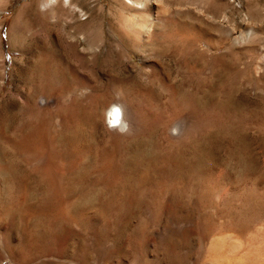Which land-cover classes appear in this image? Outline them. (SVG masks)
Returning <instances> with one entry per match:
<instances>
[{
  "label": "rangeland",
  "instance_id": "374dc122",
  "mask_svg": "<svg viewBox=\"0 0 264 264\" xmlns=\"http://www.w3.org/2000/svg\"><path fill=\"white\" fill-rule=\"evenodd\" d=\"M46 1L0 0V264H264V0Z\"/></svg>",
  "mask_w": 264,
  "mask_h": 264
},
{
  "label": "bare ground",
  "instance_id": "6f19581e",
  "mask_svg": "<svg viewBox=\"0 0 264 264\" xmlns=\"http://www.w3.org/2000/svg\"><path fill=\"white\" fill-rule=\"evenodd\" d=\"M55 0H47L44 3V6L46 7V5L50 6L52 5V3H54ZM135 3H138L139 6L137 7V11L139 13H144L146 16L148 17H152L154 14L159 13V12H163V7L157 6V8H153L154 6H152L151 4H149V0H133ZM149 1V2H148ZM130 4V3H129ZM200 14V13H199ZM130 20V19H129ZM140 27V26H139ZM137 30V29H135ZM133 32V29H132ZM134 33V32H133ZM136 33V32H135ZM130 34V33H129ZM137 36H140L139 34ZM136 36V37H137ZM141 37V36H140ZM18 42V41H17ZM38 101V100H37ZM39 107H44V106H51V101L49 99V97H42L40 102L37 103ZM113 104V103H112ZM45 109V107H44ZM73 116V115H72ZM33 118H36L37 116L34 115L32 116ZM38 120V118H37ZM35 121V120H34ZM35 123V122H34ZM187 125V124H185ZM109 127V126H108ZM187 127V126H186ZM179 126H176L177 132L175 135H182V132H180L181 130L179 129ZM184 130V129H183ZM184 132V131H183ZM189 132V131H188ZM48 134L46 135V126L44 122H40V120L37 121V124L34 128V132H32L31 135L29 136H25V138L23 139V141L21 142V144L19 145V149L24 151L26 154H28V156L32 157V158H39L40 161H42V163L45 164L46 161L53 163L54 158L49 155V153H47V150L45 149V145L46 144V138H48ZM43 164V165H44ZM45 170V169H44ZM49 172V171H48ZM52 172V171H51ZM47 173V171H46ZM45 173V174H46ZM52 176L50 177L49 173L46 174V179L49 182V184L52 187V192H53V196H52V201H56L57 199V195L55 193V186H54V182H52ZM21 198H18L17 201L20 202ZM54 201V202H55ZM59 201V200H58ZM62 202V201H61ZM20 204V203H19ZM63 204V203H62ZM58 205V202H57ZM66 205V204H65ZM59 206V205H58ZM57 206V208H58ZM64 206V205H63ZM62 207V205H61ZM60 209H63V214L66 215L67 219H72L68 209L64 210V208L62 207ZM67 208V207H66ZM62 211V210H61ZM59 212V211H58ZM2 217V212L0 211V218ZM171 262V260H170ZM174 262V260H173ZM173 264V263H172Z\"/></svg>",
  "mask_w": 264,
  "mask_h": 264
},
{
  "label": "clouds",
  "instance_id": "9594fccd",
  "mask_svg": "<svg viewBox=\"0 0 264 264\" xmlns=\"http://www.w3.org/2000/svg\"><path fill=\"white\" fill-rule=\"evenodd\" d=\"M114 95L117 102L111 104L106 109V124L112 130L119 133H127L129 131V123L126 119L127 105L123 101V91L121 89H117L114 91Z\"/></svg>",
  "mask_w": 264,
  "mask_h": 264
}]
</instances>
